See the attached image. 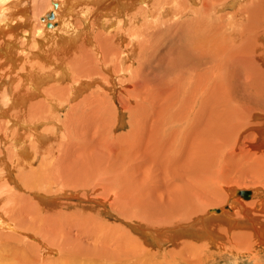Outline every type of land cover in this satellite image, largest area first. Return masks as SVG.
I'll list each match as a JSON object with an SVG mask.
<instances>
[{
	"label": "bare ground",
	"instance_id": "6f19581e",
	"mask_svg": "<svg viewBox=\"0 0 264 264\" xmlns=\"http://www.w3.org/2000/svg\"><path fill=\"white\" fill-rule=\"evenodd\" d=\"M30 1L31 0H0V153H1L0 155V188H3L6 185V187L10 189L11 186H13V190L17 189V190L22 191L24 194H26V195L23 194V196H21L22 194L20 195V193L17 192L19 194L17 197V195L14 196L16 192L14 194L13 192H10L11 189L7 190L8 198L6 199L3 198V194H0V231H4L6 233L9 232L8 235L10 234H12V236L15 235L17 239L20 236L27 243V245H31L32 243H34L32 244V246L33 245L35 246V249L39 252V253L37 252L36 253L40 255V257L43 259V260H39L38 258H35L36 264H38L39 261H41L42 264H94V262L92 261L96 262V260H98V263L103 264L104 262L103 258L105 257L103 256L101 251H96L97 246L100 245V239L97 233L95 235V232L98 226L97 224H99V222L97 221L99 220L92 219V217L96 218L95 212L99 211L100 208L97 209V208H94V206L87 207L84 205V203H94L95 205L103 206L106 209V208H109L108 202H110L111 200L114 202L116 201L120 202V204L121 202H123L122 205H125L126 202L129 201V199L128 201L126 200L128 196H130L131 198V195H132V194L130 195L127 194V198H125L126 195L123 191L119 192L118 190L117 192V189L115 190L114 188V190L113 189L111 190L110 188V191H107V193L112 198L111 200H107V199H110V197L107 198L103 196L104 195L103 193H105V191L104 192L102 191L103 185L100 184L101 177L99 178L100 182L98 183L96 182L98 181V178L96 176L97 172L103 171L101 170L100 167H98L100 163L96 161L95 168L92 166H89L87 165L88 163H86V158L84 156H83L84 158L81 156V152H79L78 153L79 156L76 157L77 154L76 156L75 155L73 156L66 149L70 145V143L71 145L73 144V142L75 141L73 134L77 133L76 131L77 129H75V125H74L76 120L73 121V119L70 118L72 117L70 116V113L71 115L74 114L73 111L75 108L73 109V107L76 105L74 104L73 106V102L81 98V96L83 95L85 91L89 92L88 89L92 88V90H90V96H93L94 95L93 93H95V95L100 94L101 96V93H102L101 89L102 90L103 89L104 90L113 89V94L115 97L113 99L114 100L113 104L120 106L121 108L123 107L124 109L123 111L125 110L130 111V109L132 108L131 107L129 108V106L132 104L134 99L137 100V99H141V97L143 98L144 95L142 94L144 92L146 94L147 93L149 94L152 88V85L150 84V80H149L151 76L153 77L156 76L154 77L155 79L153 78L154 80L151 79V83H152V80L155 82L157 81L156 79L158 78V76H160V79H161L163 75H167L166 73L173 71L168 76L171 78V76L175 75V77L178 76L180 78V79L178 78L180 80L178 82V86L180 87L179 91H183V90L185 91V89H187V91L190 90L188 92L192 94L191 91L197 90L198 93L197 91L196 93L201 96V99H200L201 103L199 101H198L199 102L198 104L200 105L196 103L197 102L196 93H193L192 95L188 94L189 96L188 98H186L187 99L186 106H187L188 112H185L186 110L185 108L184 109L185 113H183L182 110H180L179 117L168 115V118L170 119L172 118L170 120L171 127L167 126V127H170L168 129V134L170 135V134L175 133L172 138L176 139L177 141H180L182 139V136L184 135V132L186 133L188 131L189 133H191L193 132L194 129H197V128L199 129L200 127H203V126L204 128L208 127L209 130H211L213 126L214 127L213 131H215L214 132L215 136L225 133L228 129V131L225 133L228 135V137L223 138V141L222 140L219 141L221 142L220 144L221 147L220 146H219L220 148L217 147L219 150V151L217 150V153L221 151L222 158L227 157V159L222 161L223 167L220 164H218V169L212 173H215L214 175L218 176L217 174H221L223 172V169H227V171L229 172V170L233 167V164H232L233 158H236V157L248 158L249 159L248 162L251 163L252 167H254L255 165L257 170L258 168L259 169L261 168V171L264 172V105H260L261 106L260 111H258V110H255L256 107L258 108V104L255 107L254 106L250 107L249 104L245 105L243 102L234 101L233 103L235 104L236 109L234 108H232L233 110L228 109L225 111L224 114L214 113L210 118L207 115L205 118L206 110L207 108L210 109V104L211 103L214 104L215 102L218 104L220 103L218 100H221V99L217 100L215 98L216 101L214 102L213 99H211L210 95L214 92V88H216V86L212 84L211 82V79H212L211 77L215 78L216 76L215 74H218L220 70L223 71L222 68H228V69L230 68V66H223V64H221L223 60L226 59L227 56L229 55H224L223 57L226 56V58H223V60H221V58L219 59L216 58L218 57L219 54L217 56L215 55L214 59H210L209 57H206L207 56L206 53H199L197 52L196 49L191 47L192 52L194 54L186 58H185V55L182 56L181 62L180 60H178V62H175V60H172L173 62L170 61L172 63L169 62V64H166L168 67L167 68L168 70H165L166 67L163 68L162 65L166 63L165 61L166 58H168L167 60L168 62L172 57H170L171 56L170 52H168L170 53V55H168L167 53L165 54L162 53L163 55H166V58L159 57L156 60V57L160 56L161 54L159 52L160 54L156 55V52L159 51L157 48H159L161 45V42L157 39V35L159 33L158 34L152 33V35H155V38L150 37L148 40L154 39V41H152L151 43H148L147 42L148 40H146L145 37H148L146 35L148 33L149 34L151 33L148 31V29L151 27L150 24L147 23L150 27L146 26L147 24L145 23L141 24L143 25L141 27L136 26L138 25L137 23L139 21H144L147 17H151V18L155 17L156 10H154L153 13H150L151 11L147 12L148 7L146 3L150 0H143V1L132 0V1H129L127 4H125L123 0H73L72 3H71L72 0H66V1L62 0L58 2L51 0L49 8H47L49 9L47 10L48 12L44 14L41 19L42 24L44 26L46 25L45 20H47L48 22L54 21V23H57L59 21V17L61 16V14H63V12H66L68 8L70 7L69 4L71 5L73 4L72 7H75L79 3L81 4V7L79 6L80 8L78 9V13L79 12L83 13V11H81L83 9H85L86 11L87 8H94L93 13L94 15H97V16L100 14H102L103 17L105 15L107 16L116 15L113 23L107 24L108 29L110 30V33L109 32L106 33V36L103 35L105 39L102 37H99L100 39L104 41L103 42L101 40L103 43L94 42V38H93L94 35H93L90 40H87V38L89 37L88 36L85 40L82 41L83 43L80 45L71 44L70 41H72V39L74 38L73 37L74 34L68 33L67 36L64 35L67 39L61 42H57V45L51 50L50 53H47L46 55L42 56L39 50L37 51L30 50V53H18L15 50V47H17L18 45L16 46L15 43L13 42L11 43L10 41L6 39L8 35L10 34L12 35L11 36L12 39L13 38L15 39V38H19V35L22 36L24 32L28 34L29 33L28 30L31 31L30 21L31 19H36L35 18L36 16L35 14L31 15L32 13L27 4V3L30 4L31 3ZM258 1L260 2V0ZM261 1L263 2V0ZM169 2H173V4L176 3V6L178 4L177 8L173 9L174 12L177 9L183 12L181 10L182 8L185 11L186 8L182 6V4L185 2L191 3L193 5H198V6H201L202 4V7L204 8L209 6V9H208L209 12H207L209 14H210V11H212L213 8L216 7V0H213V2L208 1L209 3L207 5H206V1H203V0H182V1L181 0H169ZM237 2H238L237 0L226 2L224 7L221 6L222 10H224L226 7L231 8V6L234 8V3L236 6L238 4ZM66 3L69 5V7L64 8V5ZM252 3L253 2H250L249 4H252ZM179 4L181 6H179ZM262 5H264V3L261 4V8L263 7ZM136 6H141V7H140V10L137 11L138 12L137 16L134 18L128 14L124 16H121V14H119L121 9L133 10ZM256 6L254 8L258 7ZM161 7H158V9L160 10L159 12L161 13L162 10L164 12L159 14V16L160 15L162 16L164 14L169 15V9L164 10V8L163 7L161 8ZM165 7L168 8L167 4ZM172 8H170V11ZM150 9L152 10V8ZM150 9L148 8V10ZM179 10L177 11L180 13ZM254 10L256 11V9ZM262 10L264 12V9ZM243 11L244 10L241 11L240 9V11H238L236 14L237 15L239 14L241 17L244 14ZM183 13H180V14L183 15ZM207 13L206 15L208 16L209 14ZM259 13L261 15V12ZM51 14L53 16L52 19L50 18ZM172 14H174L173 16H175L176 12ZM157 15L156 17H158ZM184 15H187V13H184ZM177 16H179V14ZM160 20L158 21L159 23L161 22ZM38 21H40V19ZM255 24L258 26L257 22H255ZM172 25L173 24H171V26ZM53 26L54 25L52 24L51 27ZM116 26H117V30L111 29L112 27H116ZM21 27L25 28L26 31L22 30L23 32L21 33L20 31ZM167 27L170 28L169 26ZM182 27L184 26L182 25ZM157 28H158V25H157ZM256 28L258 29V27ZM154 29L153 31L152 30L151 31L154 32L155 31ZM186 30L189 31V28ZM192 30L193 29L191 28V31ZM158 31L159 30H156V33ZM26 33L24 37H27ZM188 33L189 32H187V34ZM30 36L31 38H33L32 35H30L29 33L26 39L29 42V44H30ZM97 36L98 35H96V37ZM177 40L179 39L177 38ZM88 41H91V42H88ZM179 41L181 42V39ZM28 42L26 41L24 42L26 43V46L29 45ZM262 42H263L262 48L257 47V44L255 42L254 43L252 42L253 50L250 49L251 50L249 52L250 54L245 55L246 56L245 59L242 56V59H243L242 61L244 62L247 61V63L251 64V66H248V68L250 69V71H247L248 77L249 75L252 76L253 80H250V81L253 83H256L258 87H260V89L257 87L258 95L261 97H264V88H263L264 87V36H263ZM72 43H75V42H72ZM247 47L242 46L243 51H245L244 48H247ZM224 50L226 49L224 48ZM236 52L240 54L238 50ZM234 53L235 52H233V55ZM224 54H226V52ZM236 56L234 55V58ZM230 59L231 58H229L228 60ZM155 60L156 62H154ZM233 60H230V61L233 62ZM151 63H156L160 67L157 70L156 68L157 65L154 64L156 66H153L152 68L158 73H155V71L151 70L150 68ZM161 63L163 64L161 65ZM178 69H180L181 72ZM215 69H218V70L215 71ZM147 70H149L150 73ZM186 74L189 75L190 78H192L193 75L195 74L196 75L193 76L194 77L193 79H190L191 81L188 80L189 81L187 83L188 85L186 84L185 88L181 89V85L183 81L186 80L185 79ZM220 77L222 78V75ZM186 78H188V76ZM223 80L222 81L219 80V81L223 82ZM163 82H166V80L165 81L163 80ZM223 83H226V82H223ZM169 85L170 84L167 81V86L169 87ZM217 86L220 87L221 85H217ZM95 87H96V91L93 90V88ZM190 88H194V89H190ZM175 90L178 91V87ZM212 90L213 92L211 93ZM187 91L185 92L186 94L188 93ZM225 91L227 90H225L224 88V92ZM138 93L140 94V97ZM174 93H176V95L179 96L177 92L174 91ZM174 93L173 95L176 96ZM121 94L126 95V97L121 96L120 98L119 95ZM168 94L170 93L168 92ZM168 94L166 93L165 95L167 96ZM135 95L136 96L138 95V96L136 97ZM207 97L209 101L205 102V98ZM198 98L199 96L197 97V99ZM224 98H228V95H226ZM126 100H128V102H126ZM136 100H135V103H136ZM223 100H224L223 102L221 101L222 103L226 102L225 101L226 99H223ZM84 102H86V99H84V101L82 100V103ZM230 104L229 106H231ZM77 105L78 107H80V104H77ZM198 106L200 108H198ZM227 106H228V103H227ZM67 109H69L70 111L68 110V113L63 115L62 114L63 111L65 112ZM197 109H199L200 111ZM176 114H177V111L176 113H174V115ZM200 117L205 118L204 119L205 122H201ZM75 118H76V115H75ZM254 119H257V120H254ZM173 122H176L177 125H175V123L173 124ZM181 122L183 123V125L181 124ZM160 124L162 125L163 123L160 122ZM79 125H81V123ZM218 126H220V129H218ZM80 127H82V125ZM175 129L177 130L175 131ZM176 136H181V138L176 137ZM98 138L100 137L98 136ZM56 141H58L59 143L58 142L56 143ZM79 141H82V140L79 139ZM78 142H74V145H75L74 147L78 146ZM55 143H56L57 151H53L55 149ZM76 151L78 152L79 150H76ZM6 154H9L10 158L6 156ZM214 155L215 153L213 154V156ZM71 156L76 158V159L74 158L75 163L72 167H70L72 163H69L71 161L70 159ZM215 156L217 157V155ZM95 160H98V159L95 158ZM164 161L166 162L169 161V158L167 157V159H165ZM208 161L209 159L207 160V162ZM237 161L239 160H236V163H239ZM91 163H92V160H91ZM203 165L204 164H202V166ZM87 171H91L90 173L92 175H89ZM152 173L153 172H151V174ZM236 191L237 190L231 191L229 194V202L230 201L233 202L231 203L232 204L231 206L230 205L228 206L229 204L228 202V204L226 205L227 207L223 209H219L220 210L219 212H217V210H210L209 212L210 214H217V215H222L225 213L226 215H224L223 217L231 221V223H228L229 224L228 226L230 227V229L234 227L236 228L238 227V229L240 228L246 229L247 230L246 236L253 240V245L255 242V244L258 247L260 246L261 248H264V207H263L264 197L263 195L260 194L261 199H259L257 203H254L253 202L254 200L252 201L253 204H249L247 202L242 203L240 200H238V197L235 196ZM27 194L39 201L35 204L36 209H35L34 214H32V222H34L33 226L30 225V229H26L29 232L22 231V229H19L16 227L12 228L13 223L12 221H10L11 214L13 213V211H15V208L17 206H20V204L18 203H16L17 204L16 205L15 202L16 201L19 202V200L24 201L26 199L25 196H27ZM123 194L125 196H123ZM252 195H253V192H251V197ZM175 196H177L176 193H175ZM171 199H173V202L175 205V202L177 200L174 199V197H172ZM243 200L245 201V199ZM31 201L33 200L30 199V202ZM12 202L15 204L13 208H11ZM137 203L139 204V201ZM140 204L142 205V202ZM254 204L260 205V206L259 208L257 206L258 208L257 210L256 205H255L254 210L251 211L250 208L252 209L253 207H250V206ZM110 205H112V202L110 203ZM141 205H140V208L142 207ZM30 206L32 207V205ZM133 206L135 207L136 204ZM233 208L235 209L236 214H234V216L231 217V215L229 214H231L230 212ZM126 209L128 210L127 207ZM148 209H149L148 207H142L141 209L137 210L136 216H139L141 212L142 216L141 215L140 216L142 217V219H138L140 216L138 218H135L133 216L129 217L127 215L128 213H126V211L123 209H122L123 212L122 211L118 212L120 214L119 218L122 221H124L127 225L132 226L134 229H136L137 231L141 232L144 235V236L142 235L144 244L150 243V245L153 244L158 247H162L165 244L166 240L164 241V239H167L169 242L173 243L174 240L178 238V235L169 236L166 234H172L176 232L177 230L179 232V230L186 229L191 224L193 225V222L198 218V213L201 212L200 211L196 215L194 214L193 216H191L190 217L191 219H189V221L186 223H183V222L181 223L180 221L182 220H179L180 217L179 219L175 218L178 220V222H175V223H173L171 219L168 218L173 224L170 225V223H168V226L166 224H165L166 226H163L161 224L168 221L165 219L167 217H164L163 215H159L161 216L160 218L153 217V215L152 217H150L149 215L150 210L148 211ZM71 210L73 211L71 212ZM138 211H140L139 215H138ZM253 212H256V213L253 214ZM130 213L131 212H129V214ZM159 213L161 214L162 212H159ZM190 214H192V212H190L189 215ZM164 215L167 216L166 214ZM210 216L214 217V215H210ZM236 216L238 218H236ZM161 218H163L165 221ZM158 219L159 220L161 219L162 223H161V220L159 221ZM94 223L97 226H95ZM88 228L92 229L94 232L88 231L90 233L88 234L87 232ZM10 232H13V233H10ZM88 240H92L94 243V245L88 244L89 247L93 248L91 250L89 248L85 249V246L87 245L86 242ZM127 240L125 239V241ZM108 243L110 244V242ZM112 244L113 243H111V245ZM239 246H242L244 249L246 245L243 246L239 244ZM124 247H122V249ZM101 248L103 247L101 246ZM117 248L119 247L117 246ZM60 250H63L65 252L64 258L61 260V262L60 261L54 262L53 259H50V256L57 255L58 251ZM119 250H121V248ZM145 250L147 251V249L141 248L135 254H129L127 258H129V260L131 259L130 262L133 263L136 260L137 255H139V258H141L143 254L147 255V252ZM105 251L107 250L105 249ZM108 251H109L108 253L109 255L113 253L112 249ZM248 252H252V251L249 250ZM32 254H35V252L32 253V251H30L29 253V255L32 258H34ZM114 255H117L115 257H118L119 255H121V253L120 251L114 252ZM148 258L149 257H147V260ZM111 261L113 262V260L111 259L110 262L108 263L113 264L111 263Z\"/></svg>",
	"mask_w": 264,
	"mask_h": 264
},
{
	"label": "rangeland",
	"instance_id": "374dc122",
	"mask_svg": "<svg viewBox=\"0 0 264 264\" xmlns=\"http://www.w3.org/2000/svg\"><path fill=\"white\" fill-rule=\"evenodd\" d=\"M53 1L58 2L62 0H53ZM129 1H132V0H123L125 4H127ZM203 1H206V5L209 2H213V0H203ZM228 1H236V0H216V7H214L213 10L210 11V14L207 13L209 12L208 11L209 6L204 8L202 7V4L201 6H198V5H193L191 3L185 2L182 4V6L186 8L185 11L183 8L181 10L184 13H187V15H184L183 12L177 9L180 11V13H183V15L180 14L176 10L175 11L176 17H175L173 16L174 14L172 13H175L173 9L177 8L178 4L176 6V3L173 4V2H169V0H164V1L163 0H150L146 4H147V7L149 9L152 8L153 11L151 9L148 10L147 8V12L151 11L150 13H153L154 10H156L155 17L154 18L152 17L153 19L151 17H147L144 21H139L137 23L138 25H136L138 27L139 26L141 27L143 26L141 24H144V23L150 24L151 27L148 24L146 25L150 27L149 28L150 30L148 29V31L151 32L150 33L151 35L149 33L146 35L148 36V37H145L146 40H148L150 37L155 38V35H152V33L153 34L159 33L157 35V39L161 42V45L159 48H157L159 51L156 52V55L160 53L161 54L160 56L156 57V60L159 57L166 58V55H163L165 53H167L168 55H170L171 53L170 57H172L168 62H167L168 58H166L165 60L166 63L164 62L165 63L164 65H162L163 63H161L163 68L166 67L165 70H168L167 69L168 67L166 64H169L170 61L175 60V62H178V60H180L181 62L182 56L185 55V58H186L194 54L192 52L191 47L196 49L197 52L199 53H206L207 54L206 57H209L210 59H214L215 55L217 56L218 54H219L218 57H216L217 59L221 58V60H223V58H226V56L223 57L224 55L230 56V54L231 56L230 57L227 56V58L228 59L231 58L230 60L235 59L233 60V62L228 60L227 58L223 60L221 64H223V66H230V68L229 69L222 68L223 71L221 70L219 71V73L220 72L222 73V74L220 73L222 75V78L220 77L221 75L219 73L218 74L220 76L218 74H215L216 75V76L214 75L215 78L214 77H211L212 79L210 78L212 84L216 86V88H214V92L212 90L211 93L212 92L213 93L212 94L210 93L211 99H213L214 102L216 101L215 98L217 100L218 99H221V100H218L220 102L218 104L216 102H215L216 104L215 103L210 104V109L207 108L206 110L205 118L207 115L210 118L214 113L224 114L225 111L228 109H231V110H233L232 108L236 109L235 104L233 103L234 101L243 102L245 105L249 104L250 107L251 106L255 107L258 104V108L256 107L255 109L258 111H260V107H261L260 105H264V97L259 96L257 92L258 85L250 81V80H253L252 76L249 75L248 77L247 71H250L248 66H251V64L247 63V61L245 62L242 61L243 60L242 56L245 59L246 57L245 55L250 54L249 53L251 51L250 49L253 50L252 46L254 42L257 44V47L259 48H262L263 46L262 41H263V36H264V16H263L264 12L262 9H264V5H262L263 7L261 8V4L264 3V0L263 2L260 0V2L262 3H260L258 0H237L238 4L235 6V3H234V8L231 6V8L226 7L224 10H222L221 6L224 7L226 2ZM249 1L253 3L249 4L250 3ZM30 2H31L30 4L29 3L27 4L32 13L31 15L35 14L36 16V17L34 16L36 19H31L30 21L31 31L28 30L30 35H32L33 37L31 38L30 36V44L26 40L29 35V33L27 34L26 32H24L22 36L19 35V38H15V39L14 38L12 39L11 37L12 35L10 34L8 35L6 39L10 41L11 43L12 42L15 43L16 46L18 45L17 47H15V50L18 53H30V50H33V51L39 50L42 56L46 55L47 53H50L51 50L57 45V42H61L67 39L65 36H67L68 33L74 34L73 35L74 38L72 39V41H70L71 44L80 45L83 43L82 41L85 40L88 36L90 38L88 37L89 39L87 38V40H90L93 35H94L93 37L94 42L101 43L103 40L100 39L99 37H102L105 39L104 36H106V33L108 32L110 33V30L108 29L107 24L109 23L112 24L116 16V15H113V16L105 15L103 17L102 14L98 16L94 15L93 13L94 8H87L86 11L85 9H83L81 10L83 11V13L79 12L80 13L79 14L78 9L81 7V4L78 3L75 6L76 7L75 8V7H72L73 4L72 5L69 4L70 5L69 7V5L66 3L64 5V8L69 7L68 10L66 12H63V14H61V16L59 17V21L57 23H54V21H52L51 23L54 26L50 28L48 27V21L45 20L46 25L44 26L42 24L41 19H42V16L48 12L47 10L49 9L47 8H49L51 0H31ZM72 2L73 0L71 1V3ZM161 2H163L164 4ZM166 4L168 8L165 7ZM161 5L164 8V10L169 9V15L164 14L162 16L161 15L159 16V14L164 12L163 10L161 13L159 12L160 10L158 9V7H161ZM179 6L181 5L179 4ZM255 6L257 8H254ZM140 7L141 6H136L133 10L121 9L119 14H121V16L128 14L134 18L137 16L138 14L137 11L140 10ZM170 8H172L171 11H170ZM239 8L241 9V11L244 10L243 11L244 14L241 17L239 14L238 15L236 14L238 11H240ZM250 9L252 12L250 11ZM254 9H256V11ZM177 12L179 16H177L178 15ZM259 12H261V15ZM206 13L209 15L207 16ZM156 15L158 17H156ZM39 19L40 21H38ZM253 19L255 22L258 23V26L255 24ZM159 20L161 21L160 23L158 22ZM171 24L173 25L171 26ZM157 25H158V28H157ZM178 25L180 28L178 27ZM182 25L184 27H182ZM167 26L169 27L171 26V27L168 28ZM256 27H258V29ZM188 28H189V31L186 30ZM191 28L193 29L192 31H191ZM111 29L117 30V26L112 27ZM153 29L155 30L154 32H152ZM22 30L26 31L25 28L21 27L20 29L21 33L23 32ZM156 30H159L161 33L159 31L156 33ZM187 32L189 33L187 34ZM25 33L27 37H24ZM96 35H98L97 36L98 38L96 37ZM177 35L179 36L182 35V36L179 37ZM177 38L179 40L181 39L182 43L179 40H177ZM25 41L28 42L29 44L28 46H26V43H24ZM152 41H154V39L148 40L147 42L151 43ZM72 42H75V43H72ZM88 42H91V41H88ZM241 45L244 47H247V46L248 47L244 48L245 51H243V48ZM224 48L226 50H224ZM237 50L240 52V54L236 52ZM225 52L226 54H224ZM233 52H235L234 53L235 56L236 55L238 56L234 58ZM156 60L154 62H156ZM154 64L156 63H151V66H150L151 70H153L152 69L153 66L157 65V64L156 65ZM156 68L158 70L160 67L157 65ZM178 70L181 72L180 69ZM217 70L218 69H215V71ZM147 71L149 72V70ZM172 72L173 71L166 73L167 75H163L161 79H160V76H158V78L156 79L158 82L153 81L155 79L154 77L156 76L154 77L151 76L149 80H150V84L152 85V88L149 94L148 93L146 94L144 92L145 94L144 93L142 94L144 95L143 98L141 97V99H137L138 101L134 99L132 104L129 106V108L130 107L132 108L130 109V111L125 110L126 111L125 112L123 111L124 110L123 107L121 108L120 106L113 104V101H114L113 99L115 98L113 94V89H110V90L103 89L104 91L101 89L102 91L101 96L100 94L95 95V93H93L94 94L93 96H90V90H92L91 88V89H88L89 92L85 91L83 93L82 95L83 98L81 96V98H79L78 100H75L76 102L75 101L73 102V106L74 104L76 105L80 104V107H78V105L76 107L75 105L73 109L74 108L75 109L78 108V109H76V111L74 109L73 111L74 114L71 115L70 113V116H72L70 118L73 119V121L76 120L74 125H75V129H77L76 130L77 133L73 134L75 141L73 139L72 140L74 142H78L79 139H81L82 141L78 142L77 147H74L75 146L74 142L72 145L70 143V145L66 149L73 156L74 155L76 156L77 154L76 157H78L79 156L78 153L81 152V156L82 157L84 156L86 158V163H88L87 165L89 166H92L95 168V162L98 161L100 163L98 167H100L101 170L103 171L97 172L96 176L98 178V181L96 182L97 183L100 182V179H101L100 184L103 185L102 191L103 192L105 191V193L102 192L104 194L102 195L107 198L110 197V199H107V200H111L112 198L107 193V191H110V188L111 190L112 189L114 190V188L115 190L117 189V192L118 190L119 192L123 191L126 195L125 196L123 194L125 198H127V194L133 195V196L131 195V198L130 196H128L126 200L128 201L129 199V201L126 202L125 205H122L123 202H121L120 204V202H117L115 200L118 203L117 204L116 202L111 200L110 202H108L109 208H106V209L103 206H98V205H95L94 203H84V205L87 207L94 206V208H97V209L100 208L101 210V212L100 210L95 212L96 218L92 217V219L99 220L97 221L99 222V224H97L98 226L94 223L95 226H97L95 235L97 233L100 239V245L99 246L95 245L97 246L96 251H101L103 256L105 257L103 258V261H104L103 264H109L108 262H110L111 259L113 260V262L111 261V263L113 264L114 263L115 264H264V248H261L260 246L258 247L255 244V242L253 245V240L246 236L247 235L246 229H242V228L238 229V227L237 228L234 227L235 229L234 228L230 229V227L228 226L229 225L228 223H231V221L223 217L224 215H226L225 213L222 215H217V214H210L209 212L210 210H219V209H223L227 207L226 205L229 202V194L231 191H235V190L237 191L238 190H249L253 192L251 199L248 201L246 200L244 201L242 198L238 197V200H240L242 203H245V202L249 204H253V202L257 203V201L261 199V195H263L264 197V172L261 171V168L260 169L258 168L257 170L255 165L254 167H252L251 163L248 162L249 161L248 158L236 157V158H233V163H232L233 167L230 169L231 171L229 170L228 172L227 169H223V172L221 174H217L218 176L214 175L215 173H212L218 169V164H220L223 167L222 161L227 159V157L222 158L221 151L219 152L221 156L219 153H217V150H218L217 147L219 146L221 147L220 145L221 142L219 141L221 140L223 141V138L228 137V135L225 134L228 131V129L225 133L219 134L217 136H215L214 134L215 131H213L214 130L213 126L211 130H209L208 127L204 128L203 126V127H200L199 129L198 128L194 129L193 132L191 133H189L188 131L185 133L183 130L184 135L182 136V139H181L182 141L181 140L177 141L176 139L172 138L175 133L170 134V135L168 134V129L171 127L170 120L172 119V118L171 119L168 118V115L179 117L180 110H182L183 113L188 112V109L186 106V102H187L186 98H188L189 96L188 94H190V92H188L190 90L187 91V89H185V91L183 90L184 92L179 91L180 87L178 86V82L180 81L179 80L180 78L178 76L175 77V75L171 76L170 78L168 75L171 74ZM155 73H158V72L155 71ZM187 76L188 78H186ZM193 76L192 78H190L189 75L187 74L185 75L186 83L185 81H183L184 84L182 83L181 89L185 88V85L189 82L188 80L193 79L194 78ZM151 79H153L152 83H151ZM163 80L164 81L166 80V82H163ZM219 80L221 81L223 80V82H226V83L220 82ZM167 81L170 84L169 85L170 89L167 86ZM217 85H221L222 87L221 86L219 87ZM177 87H178V91L175 90ZM224 88L227 91L224 92ZM258 88L260 89V87ZM190 89H194V88H190ZM93 90L96 91V87L93 88ZM174 91L177 92L179 96L176 95ZM186 91L188 92L187 94L185 93ZM194 91L195 90L191 91L192 94L196 93L197 90L195 92ZM168 92L170 94H168ZM172 92L176 96H174ZM166 93L168 94L167 96L165 95ZM197 93H196L197 102L196 101L195 102L198 104L199 102L201 103V100H200L201 96ZM138 95L140 97L139 93ZM224 95L225 96L228 95V98H224L225 97ZM121 96L126 97V95L124 94L119 95L120 98ZM198 96L199 98L197 99ZM230 96L232 97V99ZM165 97L167 98V100ZM84 99H86V102L82 103V100L84 101ZM223 99H226L225 100L226 102L222 103L224 101ZM135 100H136V103H135ZM208 101H209L208 97L205 98V102H208ZM126 102H128V100H126ZM227 103H228V106H227ZM229 104L231 106H229ZM185 108L186 110L184 112ZM198 108L200 107L198 106ZM68 110L69 109L66 110L67 112L63 111L62 114L64 115L68 113ZM176 111H177V114L174 115ZM75 115H76V118H75ZM205 118L200 117V121L205 122L204 120ZM254 120H257V119H254ZM160 122H162L163 124L161 125ZM78 123L79 124L81 123L82 127H80L81 125H79ZM174 123L175 125H177L176 122H173V124ZM181 124L183 125L182 122ZM167 126H170V127H167ZM218 129H220V126H218ZM176 130L177 129H175V131ZM98 136L100 138H98ZM176 137L181 138V136H176ZM57 142L58 141H56V143ZM56 143H55V149L53 151H57ZM76 150H79V151L77 152ZM210 153L211 154L215 153L217 157L215 155L214 157L213 154L211 155ZM6 156L10 158L9 154H6ZM167 157L169 158V161L166 162L164 160L167 159ZM74 158L75 157H72V156L70 158L71 161L69 163H72L70 167H72L75 163L76 158L75 159ZM95 158L98 160H95ZM90 159L92 160V163ZM208 159L209 161L207 162ZM236 160H239L237 161L239 163H236ZM202 164L204 165L202 166ZM91 171H87V173L89 175H92L90 173ZM151 172L153 173L151 174ZM10 189H8L6 185L3 188H0V194H3V198L5 199L8 198L7 190H10V192H13V194L16 192L14 196L17 195V197L19 195L17 192H19L20 195L22 194L21 196H23L24 194L20 190H17V189L13 190V186H11ZM175 193L177 194V196H175ZM25 197L27 200L25 199L24 201L19 200V202L17 201L15 202V204L18 203L20 204V206H17L15 208V211H13V213L11 214L10 221H12L13 223L12 228L16 227V228L22 229V231L29 232L26 229H30V225L33 226L34 222H32V214H34L35 209H36L35 204L39 201L37 199H34L28 194ZM172 197H174V199L177 200L175 202V205H174L173 199H171ZM30 199L33 201L30 202ZM135 201L137 202L139 201V204ZM140 201L142 202V205L140 204L141 203ZM111 202H112V205H110ZM134 203L136 204L135 207L133 206L135 205ZM231 203L233 202L230 201L228 206L229 205L231 206L232 205ZM15 204L12 202L11 208H13ZM30 205H32V207ZM140 205L142 207L149 208L148 211L150 210L149 211L150 217H152V215L153 217H157V218L161 217L159 215H163L164 217H167L165 218L166 220H168L166 222H164L165 221L163 219L164 217L161 218L164 220L163 221L164 223L161 224L163 226H166V225L168 226V223H170L171 225L175 222H178L177 219H179V217H180L179 220H182L180 221L181 223L182 222L186 223L189 221V219H191L190 218L191 216H193L194 214L196 215L200 211L201 212L198 213V218L196 219L197 221L195 220L193 222V225L191 224L186 229L179 230V232L177 230L176 232L172 234H166L169 236L178 235V238L175 239L173 243L169 242L167 239H164V241L166 240L165 244L162 247H158L153 244L150 245V243L144 244L143 243L144 240L142 237L143 234L137 231L136 229H134L132 226L127 225L124 221H122L119 218L120 214L118 212L119 211L123 212V210H125L126 213H128L127 215L129 217L133 216L135 218H138L141 215V212L138 211V215L140 212L139 216H136V213L138 209L142 208V207L140 208ZM255 205L256 204L252 206L249 205L250 207H253L252 209L249 207L251 211L254 210ZM257 206L259 208L260 205H256V208ZM126 207L128 208V210L126 209ZM233 209L230 212L231 214H229L231 215V217H233L234 214H236L235 209L234 210ZM72 211L73 210H71V212ZM128 211L131 212L130 213L131 215L129 214ZM107 212L110 216L107 214ZM159 212H162V213L160 214ZM190 212H192V214L189 215ZM255 213L256 212H253V214ZM164 214H166L167 216H165ZM210 215H214V217ZM140 217L138 219H142V217L141 218ZM168 218L171 219L173 223H171V221ZM236 218L238 217L236 216ZM161 223H162V220H161ZM88 231L94 232L90 228H88L87 232ZM10 233H13V232H10ZM8 234L9 232L6 233L4 231H0V264H36L35 258H38L39 260H43L40 257V255L37 254L39 252L35 249V246L34 245L32 246V244L34 243H32L31 245H27V243L20 236L17 239L15 235L12 236V234L10 235ZM88 234L90 233L88 232ZM125 239L126 240L128 239V240L125 241ZM108 242H110V244ZM86 243L87 245L85 246V249L86 248H89L90 250L93 249L92 247H89L88 245V244L94 245L92 240H88ZM111 243L113 244L111 245ZM239 244L243 246L246 245V246L243 249V247L239 246ZM101 246L103 248H101ZM117 246L119 248H117ZM122 247L124 248L122 249ZM120 248L121 250H119ZM141 248L147 249V251L146 250L145 251L147 252L148 256L146 254L145 255L143 254V256L139 258V255H137L136 260L133 263L130 262L131 259L129 260L127 256L129 254H135ZM105 249L107 251H105ZM111 249L113 253L109 255L108 250H111ZM249 250L252 252H248ZM30 251H32V253L35 252V254H32L34 258H32L29 255ZM119 251L121 255H119L118 257H115L117 255H114V252H119ZM64 255H65V252L63 250H60L58 251L57 255L50 256V259H53L54 262H57V261L61 262V260L64 258ZM147 257H149L148 260H147ZM92 262H94V264L95 263L100 264L98 263V260H96V262L95 261H92ZM38 264H42V262L39 261Z\"/></svg>",
	"mask_w": 264,
	"mask_h": 264
},
{
	"label": "water",
	"instance_id": "95a60500",
	"mask_svg": "<svg viewBox=\"0 0 264 264\" xmlns=\"http://www.w3.org/2000/svg\"><path fill=\"white\" fill-rule=\"evenodd\" d=\"M50 18L51 19L53 18L52 14H51ZM48 26L49 27L52 26L51 21L48 22ZM235 196L240 197V198L245 199V200H250L251 199V191H249V190H238V191H236ZM219 211L220 210H217V212H219Z\"/></svg>",
	"mask_w": 264,
	"mask_h": 264
}]
</instances>
